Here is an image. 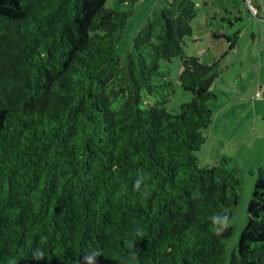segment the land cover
Instances as JSON below:
<instances>
[{
    "label": "trees",
    "instance_id": "16d2710c",
    "mask_svg": "<svg viewBox=\"0 0 264 264\" xmlns=\"http://www.w3.org/2000/svg\"><path fill=\"white\" fill-rule=\"evenodd\" d=\"M106 1L0 0V264H84L96 248L97 264H128L133 239L138 264H225L234 228L218 234L211 217L232 218L242 179L230 158L197 156L219 98V64L184 56L197 5L169 0L122 62L132 10ZM174 57L192 94L176 112L161 64ZM140 172L148 196L134 190ZM255 173L230 264H264V164Z\"/></svg>",
    "mask_w": 264,
    "mask_h": 264
},
{
    "label": "rangeland",
    "instance_id": "374dc122",
    "mask_svg": "<svg viewBox=\"0 0 264 264\" xmlns=\"http://www.w3.org/2000/svg\"><path fill=\"white\" fill-rule=\"evenodd\" d=\"M192 1L197 5V13L191 23L192 34L185 39L184 56L201 58L197 57V37H203L199 34V30L202 28L200 25L206 24V20H211L212 24H206V27L212 29L213 33L206 36L205 47L208 52L204 63L219 64L218 76L212 86L219 98L208 103L214 112V123L212 122L211 126L203 131L206 141L197 152V156L200 165L219 164L222 156L230 158L229 168L237 169L238 175L242 179L240 200L232 208V218L228 220L229 225L234 228L233 234L225 246V264H230L232 254L237 253L241 231L247 223L248 203L254 189L256 169L264 164V103L263 100L252 101V96L256 94V91L264 87V53L250 55V35L241 40H235L229 36V34H237V31L238 33L244 31V25L239 26L233 21V28H230L226 22L220 23L216 20L219 16L216 15V19L211 17L215 7H225L226 3H231L232 0ZM241 4L240 0L239 5L241 6ZM168 6L169 0H139L134 4L131 2L121 4L119 0L106 1L105 7L108 9L132 10L131 17L116 47V54L121 57L122 62L127 52L133 50V39L147 21L159 17L161 9ZM242 13L244 21H246L244 7ZM219 25L222 26L223 31L219 29ZM229 38L236 41V49H229L226 41ZM201 46H204V43ZM259 61L262 62V66ZM161 64L170 66L169 77L174 83V91L165 108L176 112L181 103L189 102L192 99V94L183 90L179 79L182 58L174 57L171 61L161 60ZM260 80L262 87L257 88ZM151 99V101H155L154 98ZM254 103L259 106L257 115L251 111L248 112L247 109L241 111L242 117H238L239 113L229 116L227 120L230 126L229 130L216 140L215 135L219 131H223L224 113L220 116L219 108L227 105L226 109L231 112L236 106H249Z\"/></svg>",
    "mask_w": 264,
    "mask_h": 264
},
{
    "label": "crops",
    "instance_id": "0c3cea01",
    "mask_svg": "<svg viewBox=\"0 0 264 264\" xmlns=\"http://www.w3.org/2000/svg\"><path fill=\"white\" fill-rule=\"evenodd\" d=\"M233 2L231 3H226L225 7H215V9H213V15L211 16L213 19H216V15L219 16L218 20L220 23H224L226 22L228 24V26L230 28H233V23L236 22V24H238L239 26L244 25V31H240L237 34H229L230 37H233L235 40L236 39H243L244 37H247V35H250V55L251 56H255V55H259L260 53L263 54L264 53V0H254V4L257 8V15L256 16H250L248 9L245 5L244 0H241V6L239 5V1L238 0H232ZM244 7L246 14H245V19H247L246 21H244V17H243V13H242V8ZM227 17V20H222L221 18ZM234 21V22H233ZM212 24L211 20H206V24ZM206 24H201L200 26H202V28L199 30L200 31V35H202L203 37H197V57H201L200 60L204 63L206 62L205 60V56L207 55V48L205 47V41H206V36L212 35V29L207 28ZM219 29L221 31H223L224 29L222 28V26L219 25ZM230 39V38H229ZM227 39V45L229 46V49H236L237 46H235L236 41L232 40L233 44L230 45V43L228 42ZM203 41L204 46H201V42ZM203 52V53H201ZM259 63L262 66V62L259 61ZM261 80L258 83V87H262L261 84ZM260 90V89H259ZM257 90V91H259ZM261 90H263L264 93V87L261 88ZM256 91V92H257ZM253 101V100H252ZM256 101V100H255ZM227 105L219 108V113L221 112L220 116L223 115V131H219L216 135L215 138L216 140H218L219 138H221L222 134H226V132L229 130L230 126L228 124V118L229 116L233 115L234 113H239L238 117H242L241 111L242 110H247L248 112L251 111V113L254 114H258V109L259 106L258 104L254 103V104H249V106H236L233 108V110H231V112L229 110L226 109ZM228 112V113H227ZM214 119V118H213ZM214 123V122H213ZM220 152V151H219Z\"/></svg>",
    "mask_w": 264,
    "mask_h": 264
},
{
    "label": "clouds",
    "instance_id": "9594fccd",
    "mask_svg": "<svg viewBox=\"0 0 264 264\" xmlns=\"http://www.w3.org/2000/svg\"><path fill=\"white\" fill-rule=\"evenodd\" d=\"M147 180L148 176L144 172H140L134 182V190L141 192L142 195L148 196L150 193L145 191L147 189ZM143 186V187H142ZM214 226H215V231L219 234L220 232L224 231L227 229L229 226V221L227 216H220L218 214H214L211 217ZM135 236L136 237H143L144 232L142 228L137 226L134 230ZM137 241L135 239L129 241V247L133 249L130 253V258L128 264H138L139 257H140V250L135 247V243ZM102 250L99 248L92 249L90 250L85 256H84V264H97L98 257L102 255ZM44 256V251L42 248L37 247L36 249L33 250V257L35 259H42ZM10 264H17V261L15 258H10Z\"/></svg>",
    "mask_w": 264,
    "mask_h": 264
},
{
    "label": "built area",
    "instance_id": "2783aa9c",
    "mask_svg": "<svg viewBox=\"0 0 264 264\" xmlns=\"http://www.w3.org/2000/svg\"><path fill=\"white\" fill-rule=\"evenodd\" d=\"M245 5L248 9V12L250 14V16H256L257 15V8L254 4V0H244ZM230 43V45L233 44L232 40L228 41ZM203 53V52H201ZM252 100H263L264 103V93L263 90H259L256 92V94L254 96H252Z\"/></svg>",
    "mask_w": 264,
    "mask_h": 264
}]
</instances>
